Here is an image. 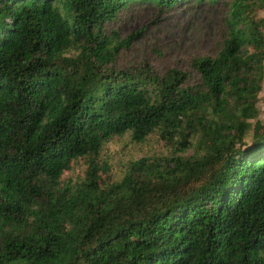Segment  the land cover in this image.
<instances>
[{
  "label": "trees",
  "instance_id": "16d2710c",
  "mask_svg": "<svg viewBox=\"0 0 264 264\" xmlns=\"http://www.w3.org/2000/svg\"><path fill=\"white\" fill-rule=\"evenodd\" d=\"M188 1L219 0H0V264H264V125L243 140L264 0L232 1L221 49L193 60L199 90L176 69L105 68V23ZM125 133L175 152L101 185V150ZM194 136L201 154L182 155ZM80 161L85 180L60 188Z\"/></svg>",
  "mask_w": 264,
  "mask_h": 264
},
{
  "label": "rangeland",
  "instance_id": "374dc122",
  "mask_svg": "<svg viewBox=\"0 0 264 264\" xmlns=\"http://www.w3.org/2000/svg\"><path fill=\"white\" fill-rule=\"evenodd\" d=\"M233 0H219L213 5H198L190 1L171 9L159 10L153 5H132L105 23L104 34L110 39L109 47L116 50L106 69L133 71L147 64L158 75L170 69L184 72L187 85L193 90L202 88L200 75L193 60L204 56L215 57L227 37L226 18ZM249 1V0H248ZM255 19L264 18V8H254ZM71 49L67 56H78ZM257 116L247 119L243 140L249 143L256 121L264 125V74L261 90L255 98ZM198 137H190L191 144L181 154H201ZM173 144V143H172ZM176 145L160 139L156 134L144 142H134L129 133L115 135L100 153L99 177L101 185L119 182L134 171L133 163L146 158L165 157L175 152ZM87 164L80 161L64 173L62 186H79L85 180Z\"/></svg>",
  "mask_w": 264,
  "mask_h": 264
}]
</instances>
